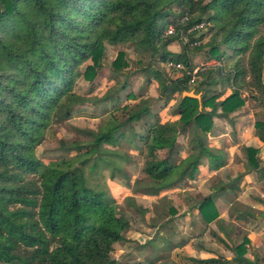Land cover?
<instances>
[{
    "label": "trees",
    "instance_id": "trees-1",
    "mask_svg": "<svg viewBox=\"0 0 264 264\" xmlns=\"http://www.w3.org/2000/svg\"><path fill=\"white\" fill-rule=\"evenodd\" d=\"M185 15L188 22L183 25ZM200 21L210 24L200 36V46L190 50L181 44L177 53L168 49L182 28ZM169 24L176 28L173 35H165ZM117 44L138 55L145 82L158 85L156 97L138 99L129 92L136 69L129 70L123 50L109 67L115 84L102 95H90L99 85L95 80L105 64V46ZM225 45L247 55V67L238 60L234 74L229 70L225 77L239 82L248 69L254 82L264 84V0H0V264H123L111 253L114 244L127 241L124 232L130 223L118 214L104 171L110 182H127L130 159L116 148L139 149L142 173L156 183L146 190L157 196L194 180L202 157L215 167L225 164L223 153L208 146L206 133L218 108L230 113L244 99L237 91L221 100L220 94L203 93L200 102L182 96L183 91L213 84L222 71L206 69L188 84L190 74L171 76L159 66L174 60L192 70L190 51L215 56ZM79 78L96 83L81 94L74 90ZM123 97L128 102L120 105ZM155 100H174L170 111L176 119L162 121L154 110ZM96 106L108 112L102 125L97 130L77 129L90 141L61 142L65 152L74 154L48 163L37 156L36 147L52 125ZM136 124L141 127L136 129ZM180 137H186V144ZM183 146L189 150L184 157ZM244 152L246 170H264L256 157L258 149L245 147ZM125 201L142 218L149 212L132 196ZM167 203L165 195L158 197L154 216L144 218L148 225L164 219V227L169 213L175 212L172 207L164 210ZM193 207L205 225L214 219L220 222L221 209L212 195ZM161 238L169 251L176 246L166 236ZM248 241L230 247L236 252L231 259L217 255L190 261L263 264L246 257ZM147 260L165 264L161 255Z\"/></svg>",
    "mask_w": 264,
    "mask_h": 264
},
{
    "label": "crops",
    "instance_id": "crops-1",
    "mask_svg": "<svg viewBox=\"0 0 264 264\" xmlns=\"http://www.w3.org/2000/svg\"><path fill=\"white\" fill-rule=\"evenodd\" d=\"M176 41L177 43L174 42L168 47L171 52L177 53L181 50V43L178 40ZM176 46H180L178 51L175 49ZM224 48L225 46L220 47L223 52L221 53L222 55H195V59L192 58L193 60L191 59V61L193 68L199 67V72H203L206 69L222 71V77L214 78L213 84L204 85L200 88V91H195L200 93L201 97L203 93L220 94L217 100H221L233 91H237L239 96L244 99L243 104L230 113L224 114L218 108L213 116L212 127L206 133L208 146L223 153L225 164L215 167L207 157H202L196 178L189 181L185 187L181 184L157 196L151 195L146 188L145 190L138 189L136 194L133 195L137 204L142 205L140 199L145 201L146 205H143L144 207H150V205H147L146 198L151 201L163 195H166L170 202L179 204L180 196L186 195L188 200L190 193L195 190L197 195L200 194L204 197L213 193L217 196H215V199L218 200L219 207L222 209L219 223H213L207 230L194 232L193 234H190L192 232L191 226L185 228L177 223L170 225L176 234L181 232L180 236L184 238V242L177 243L172 249L177 257L181 258L183 254L187 257L184 261H181L182 263L178 264H193L190 258L204 259L220 254H224L223 256L227 259H231L232 256L226 254V251L229 250L223 245L227 241L226 231L227 233L237 232L239 234V231L243 229L244 233H247L251 238L253 249L262 251L261 249L264 245V236H261L264 233V212H256L254 210V213L252 210H264V170H261V172L253 169L246 170L247 159L244 152L245 147L258 149L256 157L259 160V166L264 165V84L254 82L248 69L246 76L239 82H233V77L231 76L225 77L224 74H227L229 70L234 74L233 67L238 60H242L246 68L247 55L236 53L232 50H228L226 53ZM86 111L85 109H80L76 115L85 119L98 117L97 113L89 114ZM165 115V111L160 113L162 121H164ZM184 141H186V137H180V143L184 145ZM180 152V155L184 157L189 153V150L183 146ZM136 161V167L143 175L142 155ZM230 184L233 186L230 187ZM150 186H156V183L151 180ZM231 197L234 202L237 203L238 201L240 205L244 204L246 206L244 209L240 207L234 208L232 218L229 216V207L227 208V205L224 204ZM150 213L152 215V212ZM193 213H197V210L194 209ZM186 215L188 218L191 217V212L186 211ZM234 225L235 231H233ZM210 229L214 232L215 238H210L211 242H208Z\"/></svg>",
    "mask_w": 264,
    "mask_h": 264
},
{
    "label": "rangeland",
    "instance_id": "rangeland-1",
    "mask_svg": "<svg viewBox=\"0 0 264 264\" xmlns=\"http://www.w3.org/2000/svg\"><path fill=\"white\" fill-rule=\"evenodd\" d=\"M209 1V0H206ZM177 43V41H175ZM178 48L176 46V50L178 51ZM191 50V48L189 47ZM123 50L127 53V58L130 62L129 70L135 71L134 75L131 76L129 79L130 81V88L129 92L136 93L140 99L147 96L156 97L158 95V88L156 87V83L152 81L151 84H147L145 82V78L143 75V72L139 70V61L140 58L135 53V51L124 44H117L115 46L112 45H106L105 46V64L103 63L102 67L98 71V75L96 77V82L98 80L99 85L91 92L90 95H102L103 92L106 90V88L113 86L115 84V81L111 79V72H110V63L113 61L118 54V51ZM224 52L227 53L228 50H231L229 46L225 45ZM191 59L195 57V55H201L203 56V52H191ZM223 53L221 49L217 50L215 56L222 55ZM195 59V58H194ZM136 60V64H135ZM193 60V59H192ZM161 68L165 70V72L169 75H176L177 72L174 70H169L166 67H163V65H159ZM202 67V66H201ZM96 82H89L83 78H79L76 82V85L74 87V90L78 93L84 94L87 92L90 88H92V84H95ZM137 99V100H138ZM136 100V101H137ZM128 102V100L123 97L122 104L124 105ZM132 102V101H131ZM174 100H171L168 102V104H164L162 101L155 100L153 102L154 110L157 111V113L160 116V113L166 112V115L164 116V120H174L176 117L172 116V113L170 111V108L173 106ZM171 106V107H170ZM108 107H111L108 105ZM87 110L89 114L97 113L98 117L95 119H85L83 117H78L77 115L74 116V118H70L69 120L60 123V124H54L52 125L46 133L45 139L43 142L36 147V154L37 156L44 162L48 163L49 161L60 159L63 157H68L74 154V152L67 153L63 150L61 147V142H64L66 144L71 143L73 141L79 142V143H87L90 141V136L86 133H79L77 129H85V130H97L102 123L105 121L106 117L108 116V112L104 111L102 106H96V107H86L84 108ZM91 117V116H90ZM93 118V117H92ZM161 118V117H160ZM72 120V121H70ZM141 126L140 124H136L135 128L139 129ZM184 144H186V141H184ZM142 148V147H141ZM117 150L125 153L128 158L130 159V162L126 164V169L129 172V179L127 182H124L122 180L113 181L110 182L107 178V171L105 172L106 181L109 187V190L113 196H116L117 199V212L118 214L124 216L126 219L129 220L130 228L124 232V236L126 237L127 241L122 243H116L114 244V250L111 253V256L118 260V262H121L123 264H147L148 260L147 257H154L161 255L162 259L164 260L165 264H178L182 263L181 261H184L187 257L183 254L182 257H177L172 250L169 251V249L165 247V244L161 238V236H166L167 239H171L174 243H182L184 242V238L181 237L179 232L176 234L172 227L170 226L172 223H177L179 225H182V227H192V232L190 234H193L194 232H201L202 230H207L211 224L216 223L217 219H214L205 225L201 219L200 214L193 213L194 207L193 205H196L199 199H202L204 196L196 193L195 191H192L190 195L187 197L186 195L180 196L179 204L170 202L167 198V204L165 205L164 210L166 211L169 207H172L175 212L169 213V220L165 223L164 227H162L161 222H165L164 219L160 220L159 223L156 224V226H152L151 224L148 225L147 220H150L154 216L153 212V206L156 204L158 197L156 199H153L151 201L146 198L147 205H150V207H147L149 212L147 215H145L143 218L140 216L132 207L127 206L125 198L132 196L135 198L136 190H145L147 185H150V181L145 175L141 174L138 168L136 167V159L139 158V156L142 154L141 150H134L130 148L129 146L123 145V147L116 148ZM145 180H143V179ZM188 185V182L185 184H182L183 187ZM216 189V188H215ZM195 194V195H192ZM213 196L214 201L216 204H218V200L215 199L214 193L210 194ZM166 196V195H165ZM209 196V195H206ZM162 197V196H161ZM217 197V196H216ZM142 202V206L146 205L145 201L143 199H140ZM227 202V203H226ZM226 202H224L225 205H227V208L229 209V216L232 218V213L234 208L240 207L241 209L246 208L244 204H239L234 202L233 198L227 199ZM232 203V205H231ZM239 204V205H238ZM220 206V204H218ZM237 206V207H236ZM264 209V208H263ZM253 212H264L260 211L259 209H252ZM255 210V211H254ZM186 211L191 212V217H187ZM222 211V209L220 210ZM228 211V210H227ZM152 212V215H150ZM193 215V216H192ZM220 216V213H219ZM146 218V219H144ZM219 218V217H218ZM223 219V218H222ZM219 220V219H218ZM225 226L226 223H224ZM179 227V226H178ZM177 227V228H178ZM235 231V225L233 226ZM209 231V230H208ZM179 235V236H178ZM224 235V234H222ZM261 236H264V233L261 234ZM142 238V239H139ZM150 238V239H149ZM210 238H215V234L210 229V235L208 236V242L210 241ZM227 243L225 242L223 245L227 247L229 251H226V254L230 256H234L236 254L235 251L230 250V247L237 246L238 244H241L244 242L245 238H247L249 241L245 243L246 247V257L250 259L258 258L260 262L264 264V245L262 247V251H259L258 249H253L251 246V238L248 236L247 233H244L243 229L239 231V234L236 232H230L229 237H227ZM152 241V242H151ZM229 242V244H228ZM259 251V252H258ZM224 255V254H220ZM231 257V258H232Z\"/></svg>",
    "mask_w": 264,
    "mask_h": 264
},
{
    "label": "built area",
    "instance_id": "built-area-1",
    "mask_svg": "<svg viewBox=\"0 0 264 264\" xmlns=\"http://www.w3.org/2000/svg\"><path fill=\"white\" fill-rule=\"evenodd\" d=\"M188 22V16H184L182 18V20H180V23H182L183 25H186ZM209 22L206 21H200V22H196L190 25H187L186 28H182V30H180L179 32V39L178 41L185 46L188 47H198L200 46V44L202 43L203 39H200V36H198L197 34H199L200 32L207 31L208 27H209ZM176 32V28L173 24H169L165 35H173ZM190 35H195V39H191ZM166 68L169 70H174L178 73L185 71L186 73L190 74V79L188 84H193L195 82V78L196 75L198 74V72L200 71L199 67L193 68L192 70H189L182 62L180 61H174V60H170L169 62L166 63Z\"/></svg>",
    "mask_w": 264,
    "mask_h": 264
},
{
    "label": "water",
    "instance_id": "water-1",
    "mask_svg": "<svg viewBox=\"0 0 264 264\" xmlns=\"http://www.w3.org/2000/svg\"><path fill=\"white\" fill-rule=\"evenodd\" d=\"M209 1H211V0H209ZM202 34H204V31L200 32L197 35L200 36ZM182 96H189V97L196 98L197 100H199V102L201 100V94L200 93H196L195 90H193V89L188 90V91H183Z\"/></svg>",
    "mask_w": 264,
    "mask_h": 264
}]
</instances>
